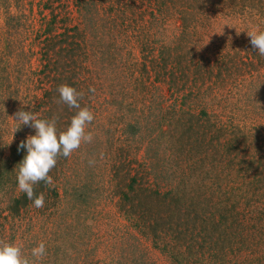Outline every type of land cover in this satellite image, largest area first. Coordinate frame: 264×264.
<instances>
[{
    "label": "rangeland",
    "instance_id": "obj_1",
    "mask_svg": "<svg viewBox=\"0 0 264 264\" xmlns=\"http://www.w3.org/2000/svg\"><path fill=\"white\" fill-rule=\"evenodd\" d=\"M126 2L92 0L91 5L89 0H0V157L8 158L14 145L35 135L33 128L16 122L19 110L60 122L62 113L63 122L70 123L77 110L56 99L52 104L47 97L48 92L54 94L55 77H62L61 84L74 85L84 93L86 98L80 102L94 114L87 129L93 141L82 143L70 157L60 159L64 162L49 173L54 181L50 187L59 195L52 202L54 192L50 194V208L44 201L42 208L31 206L21 217L12 218L6 210L9 200L22 192L18 186L0 192V241L22 246L28 256L33 247L45 242L46 255L37 264H134L133 257L155 264H180L179 260L192 264L188 262L192 259H199L197 264H264V220L260 219L264 214L263 194L259 200L250 199L253 204L232 203L235 211H241L239 219L246 225L232 223L224 242L211 247L205 244V250L214 256L200 254L202 249L196 245L198 256L193 253L190 258L185 248L173 251L164 245L156 247L142 236L140 228L133 226L137 217L122 207L116 194L117 170L124 166L137 178L141 189H167L160 182L154 184V175L142 177L150 173L147 162L163 163L166 170L176 166L178 175L189 176L188 165L177 160V153L186 146L185 134L190 133L186 132L187 118L204 126L206 116L202 112L208 111L224 122L238 115L236 123L240 124L246 114V92L262 90L264 79L261 83L260 75L264 76V67H256L253 74L246 71L242 77L236 72L223 85L217 57L236 56L238 61L237 50L242 61H248L247 53L253 57L248 51L253 48L247 32L264 30V13L254 14L251 20L246 13L237 16L222 8L213 13L209 26L195 29L200 31L195 33L200 39L194 45L196 62H202L206 67L203 71L208 69L211 74L205 73V80H197L194 85L198 75L194 77L193 72H187L189 79L178 76L177 81L170 82L172 61L164 63L166 47L174 43L182 29L179 18L161 19L158 7L166 8L162 0L133 9H126ZM185 83L187 89L179 91ZM90 88L95 91L90 93ZM190 92L194 97L187 100ZM83 104L81 107H85ZM56 127L59 132V127L65 129L66 124L56 122ZM223 140L217 149H223ZM251 153L240 159L249 160ZM217 155L211 150L207 162L218 165ZM163 176L164 171L156 179ZM186 180L189 184L182 191L199 189L198 174ZM77 184L86 193L84 199L72 194V186ZM89 185L94 193H89ZM89 195L93 198L85 200ZM196 200L201 205L203 199ZM201 211L207 212V208ZM208 233L214 239L220 236L214 229ZM241 237L244 246L236 252L228 249L231 241L233 244ZM250 246L254 251L251 255Z\"/></svg>",
    "mask_w": 264,
    "mask_h": 264
},
{
    "label": "trees",
    "instance_id": "obj_2",
    "mask_svg": "<svg viewBox=\"0 0 264 264\" xmlns=\"http://www.w3.org/2000/svg\"><path fill=\"white\" fill-rule=\"evenodd\" d=\"M91 1L89 0V3L92 5ZM97 1L101 2V0ZM147 2H152V0H127L126 3H129V5H127L126 9H133ZM162 5L166 8L161 9L157 6L161 19L177 16L181 21L182 28L174 43L166 47V51H164V63L169 62V60L172 61L170 82L177 81L178 76L189 79L187 72H193L194 77L198 75V79H194V85H196L197 80H205V73L211 74L208 69L203 71L206 67L202 62L201 64L196 62L198 58L194 45L200 39L195 33L200 31L195 29L198 27L201 29L203 25L209 26L213 13H217L222 8L227 9L229 12H234L237 16L238 13H246L251 16V20H254V14L264 13V0H162ZM120 8L122 9V7ZM89 15H92V12ZM120 17H122V13H120ZM248 51H252L254 54L253 57L249 53L246 54L248 61H242L238 50L236 51L238 61L235 59L236 56L225 55L224 57H217L220 65L218 67L220 69L219 76L222 75L223 77V85L236 72L241 73L242 77V73L246 71L249 74H253L252 70L256 67H264V56H260L254 49H249ZM74 63H76L75 60ZM64 69L66 70V68ZM256 71L259 72L260 69ZM61 78H53L55 84L51 92H54V94L47 93V97L52 104L54 103L53 99H56V102L60 100L57 89L63 82ZM260 79L262 83L264 76L260 75ZM185 84L179 88V91L187 89L188 84ZM67 85L75 89L77 88L74 85ZM252 87L253 85L250 89ZM251 91L246 92L244 100L246 114L243 116L240 124L236 123V119L240 118L238 115H233L229 119V122H224L212 113L209 114L208 111L202 112V115L206 116L205 127L199 124L195 125L194 123L197 122L191 118L186 119L187 123H189L186 132L190 133L185 134L186 146H184V149L182 148L181 153H177V160H182L188 165L190 170L189 176L186 177L188 180L191 181L194 175H199L201 185L198 190H181L183 186L189 183L184 177L185 175H178L176 166L172 170H166L162 165L163 163L147 162L151 166V170L150 173L144 174L142 177L154 175V184L160 185L161 183L167 188L165 189L166 192L160 191L158 186L156 190L141 189L138 187L140 183L137 178L131 176V170L127 171L125 166V169L120 167L117 170L118 185L116 186V194L120 197L119 200L122 203V207L137 217L133 226L139 227V232L142 236L147 237L150 241L152 240L156 247L164 245V247L171 248L173 251H177L178 247L185 248L190 258L193 253L196 254V257L198 256L199 248L194 249L198 245L202 249L200 254H206L208 257H211L214 255L205 250V244L206 247H211L212 244L224 242L230 236L227 229L233 225L232 223L243 227L246 225L244 221L239 219L241 211H235V205H232V203L237 202L239 205L246 202L249 205V203L253 204V202H250V199L259 200L264 195V83L262 90ZM90 93L92 92L90 91ZM193 93L187 96V100H191L194 97ZM83 97L86 98V95ZM79 103L82 106L83 103L81 104L80 101ZM67 109L68 107H64V110ZM60 118L62 121L60 122L56 119V122L61 123V125L66 124V129L69 122H63L62 113L60 114ZM59 128L62 131L65 130L61 127ZM222 138L225 141L223 140V149L219 150L217 146L218 143L222 142ZM19 144L20 142L13 146L8 158L0 157V192H5L9 189L14 190L18 186L16 171L14 170L27 154L26 149L18 151ZM211 150H215V153L218 154L217 157L219 156L218 165H215L213 161L207 162L206 156ZM250 152H252V156L249 160L245 161L247 158L245 160L240 159L243 155L246 157ZM202 155L204 156L202 157ZM63 158L62 156L57 158V164L51 172L56 171L57 167L64 162L60 160ZM196 165L201 168L196 169ZM163 171L164 176L161 179H156ZM195 172L197 174H194ZM77 175L79 174L77 173ZM164 178L167 180L163 181ZM127 180V183H123ZM248 180L251 182H248ZM203 181L205 182L203 183ZM72 187V190H74L72 194L84 199L86 193L82 190V185L77 184ZM90 187L89 185V193H94V190H91ZM35 192L37 194L41 192L45 194V202L46 204L48 203L47 209L59 197L56 190L50 186H46L43 182L35 186ZM52 192H54L55 200L49 203ZM65 192L67 193V191ZM90 197L91 195L85 200H88ZM197 198L203 199L200 202L201 205L196 204ZM9 202L6 210L9 211L8 214L12 218L21 217L22 212L32 205V201L28 200L26 194L23 192L17 197L13 195ZM205 208H207V212L201 213V210ZM2 213L3 210H0V217ZM260 219L264 220V214L260 216ZM221 227L222 230L219 232ZM212 229L219 233L220 236L217 239H214L211 233H208ZM262 232L264 235V230ZM232 242H230L228 249L235 250V252L238 248L245 245L242 237L239 241L233 244ZM222 249H226V245H222ZM249 249V254H254L253 247L250 246ZM176 256L172 255V258ZM217 256L215 255V258L218 259ZM175 259L179 260L180 257L178 256ZM133 260H135L134 264H155L150 260L138 261L134 257ZM199 261V259H192L188 262L197 264ZM179 262L183 264L181 260Z\"/></svg>",
    "mask_w": 264,
    "mask_h": 264
},
{
    "label": "clouds",
    "instance_id": "obj_3",
    "mask_svg": "<svg viewBox=\"0 0 264 264\" xmlns=\"http://www.w3.org/2000/svg\"><path fill=\"white\" fill-rule=\"evenodd\" d=\"M239 34L237 32V35ZM247 35L250 37L252 48L260 56H264V30L249 31ZM57 91L60 96L58 102L77 110L65 130L57 131L55 118H39L38 114L32 111L19 110L15 113L16 122L35 130V135H29L26 140L20 142L18 151L26 149L27 154L14 171L18 191L25 193L27 199L32 201L31 206L38 209L44 206L45 194H37L35 186L41 182L46 186H54L49 173L55 168L57 158L70 157L82 143H91L94 139L93 134L87 131L94 120V114L88 107H81L79 103L84 93L67 84H61ZM89 91L94 92L95 89L90 88ZM45 255L46 244L43 241L31 249L30 256L24 254L22 246L0 241V264H37Z\"/></svg>",
    "mask_w": 264,
    "mask_h": 264
}]
</instances>
